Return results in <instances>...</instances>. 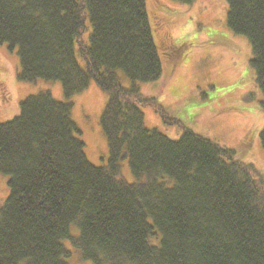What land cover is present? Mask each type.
Returning <instances> with one entry per match:
<instances>
[{"label":"trees","instance_id":"trees-1","mask_svg":"<svg viewBox=\"0 0 264 264\" xmlns=\"http://www.w3.org/2000/svg\"><path fill=\"white\" fill-rule=\"evenodd\" d=\"M227 2L229 26L251 42L264 97V0ZM2 43L17 48L22 80H60L68 99L91 81L109 93L100 121L110 157L89 160L72 101L49 90L22 100L20 113L0 122L10 186L0 264H69L65 239L93 264H264L263 173L120 81L118 69L134 80L162 75L146 0H0ZM142 106L181 124V136L148 127ZM260 137L264 146V129ZM123 159L133 182L121 177Z\"/></svg>","mask_w":264,"mask_h":264},{"label":"rangeland","instance_id":"rangeland-1","mask_svg":"<svg viewBox=\"0 0 264 264\" xmlns=\"http://www.w3.org/2000/svg\"><path fill=\"white\" fill-rule=\"evenodd\" d=\"M154 40L162 63V75L152 81L134 80L122 69L117 74L124 86L136 84L141 92L156 96L171 115L196 132L233 148L236 157L254 164L264 175L263 92L251 64L252 47L247 35L228 24L227 0H146ZM92 30L87 20L83 39ZM78 59H83L78 54ZM176 61V62H175ZM21 62L17 48L0 44V122L14 118L27 96L49 90L58 100L73 102L72 117L89 160L106 165L110 149L101 126L109 93L96 81L69 99L60 80L19 78ZM145 123L171 138H179L181 124H171L152 106H142ZM121 177L135 181L128 159L121 161ZM9 175L0 171V206L10 194ZM75 225V224H74ZM73 225V232L77 231ZM69 264H93L83 258L70 239Z\"/></svg>","mask_w":264,"mask_h":264}]
</instances>
